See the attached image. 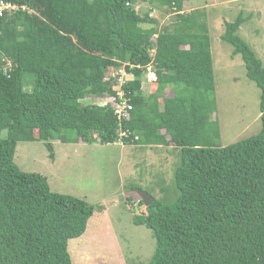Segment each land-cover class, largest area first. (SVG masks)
Wrapping results in <instances>:
<instances>
[{
	"label": "trees",
	"instance_id": "16d2710c",
	"mask_svg": "<svg viewBox=\"0 0 264 264\" xmlns=\"http://www.w3.org/2000/svg\"><path fill=\"white\" fill-rule=\"evenodd\" d=\"M4 1L16 8L0 14V264H72L68 241L94 212L20 169L16 144L33 140L176 146L173 196L147 190L153 201L138 196L142 208H129L155 240L145 264H264V66L237 34L245 17L224 21L220 37L260 90L261 128L221 146L203 9L185 10L186 0ZM155 7L171 19L159 25ZM122 67L132 108L118 119L109 99L119 101L113 73ZM148 67L155 87L144 92ZM85 96L108 101L79 102Z\"/></svg>",
	"mask_w": 264,
	"mask_h": 264
},
{
	"label": "rangeland",
	"instance_id": "374dc122",
	"mask_svg": "<svg viewBox=\"0 0 264 264\" xmlns=\"http://www.w3.org/2000/svg\"><path fill=\"white\" fill-rule=\"evenodd\" d=\"M184 5L187 11L200 8L206 14L217 106L213 117L220 128L219 145L256 134L261 128L260 90L246 76L240 53L234 54L232 45L220 36L224 21H233L241 13L245 20L237 34L264 66V0H186ZM137 8L142 12L149 6L139 4ZM150 15L159 25L171 19L165 8L155 7ZM126 76L131 78L128 73ZM150 78L145 74L144 92L155 87L148 81ZM166 93L171 94L169 89ZM107 101L87 96L79 99L81 103ZM178 150L172 145H126L121 141L33 140L16 144L14 161L23 171L44 175L52 191L82 198L93 206L85 232L68 241L72 264H145L154 252L155 240L144 225L133 224L129 208H142L137 203L140 189L158 198L173 196ZM129 196L131 201L126 203Z\"/></svg>",
	"mask_w": 264,
	"mask_h": 264
},
{
	"label": "built area",
	"instance_id": "2783aa9c",
	"mask_svg": "<svg viewBox=\"0 0 264 264\" xmlns=\"http://www.w3.org/2000/svg\"><path fill=\"white\" fill-rule=\"evenodd\" d=\"M15 8H16L15 5L10 4L8 2H5L4 0H0V14H2L4 9H15ZM147 70H148L147 76L151 77L150 79H152V77L154 76V73L151 71L150 67H148ZM149 72H152L151 73L152 76H149ZM113 74L117 76L118 85H117L116 95H117L119 101L114 102L112 99H109V100L114 105L115 115L118 117V119H123V118L127 117L128 112L132 107H131V104L128 102V99L124 96L123 90L119 86H121L126 80H128L130 78H127V76H126L127 72L123 67L118 69Z\"/></svg>",
	"mask_w": 264,
	"mask_h": 264
},
{
	"label": "water",
	"instance_id": "95a60500",
	"mask_svg": "<svg viewBox=\"0 0 264 264\" xmlns=\"http://www.w3.org/2000/svg\"><path fill=\"white\" fill-rule=\"evenodd\" d=\"M138 195L145 205H149L153 201V197L146 190H138Z\"/></svg>",
	"mask_w": 264,
	"mask_h": 264
}]
</instances>
